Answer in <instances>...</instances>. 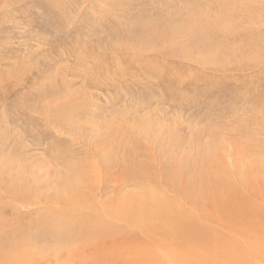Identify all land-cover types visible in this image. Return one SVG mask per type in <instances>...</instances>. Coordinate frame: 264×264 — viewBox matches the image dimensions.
I'll use <instances>...</instances> for the list:
<instances>
[{
    "label": "rangeland",
    "instance_id": "rangeland-1",
    "mask_svg": "<svg viewBox=\"0 0 264 264\" xmlns=\"http://www.w3.org/2000/svg\"><path fill=\"white\" fill-rule=\"evenodd\" d=\"M0 7V264H77L68 222L101 206V231L264 264V0Z\"/></svg>",
    "mask_w": 264,
    "mask_h": 264
},
{
    "label": "bare ground",
    "instance_id": "bare-ground-1",
    "mask_svg": "<svg viewBox=\"0 0 264 264\" xmlns=\"http://www.w3.org/2000/svg\"><path fill=\"white\" fill-rule=\"evenodd\" d=\"M19 2V1H18ZM73 4V3H72ZM1 8V7H0ZM9 8V7H8ZM44 42V40L42 41ZM3 61V60H2ZM36 103V102H35ZM119 188V187H118ZM74 189V188H73ZM72 190V189H70ZM84 190V189H83ZM114 190V189H113ZM40 196H43L40 194ZM47 197V196H46ZM44 198V197H43ZM45 199V198H44ZM131 199V198H130ZM56 200V199H55ZM123 200V199H122ZM59 201V200H58ZM63 201V200H62ZM135 202V201H134ZM30 203V202H29ZM57 203V202H56ZM65 203V202H64ZM81 203V202H80ZM107 203V202H106ZM121 203V202H119ZM42 205L44 203H41ZM82 204V203H81ZM31 205V204H30ZM46 205V203H45ZM51 205V204H50ZM60 205V204H59ZM72 205V204H71ZM77 205V204H76ZM75 205V206H76ZM121 205V204H120ZM151 205V204H150ZM153 205V204H152ZM38 206V205H35ZM47 206V205H46ZM74 205L71 206V208H73ZM144 206V205H143ZM58 207V206H57ZM155 207V206H154ZM32 208V207H31ZM166 208V207H165ZM44 209V208H43ZM51 209V207H50ZM75 209V208H74ZM95 209V208H94ZM98 209V208H97ZM152 209V208H151ZM169 211H171V209L168 207ZM168 209H164L167 210L168 213H170L168 211ZM24 210V209H22ZM54 210V209H53ZM78 210V209H77ZM76 210V211H77ZM99 211H101V215H103V217H109L108 220L112 221L113 219L110 218V214L106 213L107 209L106 207L101 206L99 209ZM55 211V210H54ZM79 211V210H78ZM82 211V210H80ZM84 211V210H83ZM82 211V212H83ZM87 212L84 213H80L78 215H74L73 217H71L72 219L70 220V222H68L70 224V226L74 229V228H80L79 233L87 235V236H94L95 237V241L92 243H89L88 245H86L87 247L85 249H83L82 247H79L77 250L73 251V254H70V256L73 255V258L76 259L75 262H77V264H218V260L216 258L215 255H212L213 252V248H203V247H192L191 250L189 247L186 248H175L173 250V248L171 247H167V246H156L155 243L153 242H149V240L143 239L140 240L137 237L136 233H131L130 236L127 235V231L123 232L122 228H114V225H110V227L108 228L107 231H101L98 227V223H105V220H102V217L100 215V217H98L99 219H97L96 215L97 214H92L90 215L88 212H91V210H85ZM151 211V210H150ZM164 212V211H163ZM166 212V215H167ZM172 212V211H171ZM61 213V212H60ZM65 212H62L61 214H63ZM99 213V212H97ZM115 213V212H114ZM151 213V212H150ZM149 213V214H150ZM218 213V212H217ZM36 214V213H35ZM70 214V213H69ZM53 215V214H52ZM52 215H47L44 214V216L46 217H40L37 218V221L33 222V225L35 226H41L45 225L47 222L52 221L53 219L55 220L56 218L52 217ZM59 215V214H58ZM119 215V214H118ZM169 215V214H168ZM172 215V213L170 214V216ZM219 215V214H218ZM60 216V215H59ZM66 216V215H64ZM125 216V215H124ZM33 217V215H32ZM56 217V214H55ZM142 217V216H141ZM172 217V216H171ZM170 218V220L166 221L167 218L165 219V226L170 227L172 229L171 232V237L176 236L175 235V226H174V219ZM34 218V217H33ZM58 218V217H57ZM63 218V217H61ZM228 219V218H227ZM35 220V219H34ZM64 220V218L62 219ZM119 220H123V219H119ZM126 220V219H125ZM128 220V219H127ZM187 221V220H186ZM114 222V221H113ZM66 223V224H68ZM119 223V222H118ZM127 224H129L128 222H126ZM131 223V222H130ZM187 223V222H186ZM63 224V223H62ZM65 224V223H64ZM160 224V223H159ZM118 225V224H117ZM124 225V224H123ZM130 225V224H129ZM29 226L31 227L32 225L29 224ZM47 226V225H46ZM66 226V225H64ZM68 226V225H67ZM66 226V227H67ZM120 226V225H118ZM128 226V225H127ZM129 227V226H128ZM44 228V227H43ZM51 230L52 227L50 226ZM64 228V227H62ZM72 228H70L72 230ZM25 229V228H24ZM23 229V230H24ZM35 229H38L35 228ZM45 229V228H44ZM47 229V228H46ZM82 229V231H81ZM127 229V228H126ZM50 230V234L51 231ZM62 230V229H61ZM68 230V229H67ZM70 230V231H71ZM76 230V233L77 231ZM100 230V231H99ZM39 231V230H38ZM37 231V232H38ZM55 231V230H54ZM73 231V230H72ZM125 231V230H124ZM193 231V230H192ZM190 231V232H192ZM36 232V233H37ZM64 232V231H63ZM62 231L59 232V234L63 233ZM69 232V231H68ZM75 232V231H74ZM41 233V232H40ZM47 233L49 234V232L47 231ZM54 233H57V231H55ZM186 233H188L187 229H186ZM181 234L179 235L177 241L180 239L181 241L183 240V242H185L186 240H189V233L188 234ZM193 233V232H192ZM191 233V234H192ZM257 234H260L262 236V242H260L257 245V249L254 250V253L256 255H260L263 254L264 255V231L263 233L261 232H256ZM49 234V235H50ZM70 234V233H67ZM73 234V233H72ZM148 236L150 234V232L147 233ZM34 235V233H33ZM38 235V234H35ZM63 235V234H62ZM60 235V236H62ZM65 235V234H64ZM76 235V234H75ZM79 235V234H78ZM146 235V234H145ZM48 236V235H47ZM52 236V235H51ZM58 236V235H57ZM58 236V237H60ZM73 236V235H72ZM71 236V238H72ZM252 236L255 238H257V236L252 233ZM11 237V236H9ZM57 237V238H58ZM68 237V236H67ZM173 237V242L175 243V240ZM54 238V236H53ZM56 238V240H57ZM61 238V237H60ZM88 238V237H87ZM90 238V237H89ZM176 238V237H175ZM13 239V236H12ZM63 239V238H62ZM74 239V238H73ZM79 239V237L77 238ZM84 239V238H83ZM86 239V238H85ZM64 240V239H63ZM80 240V239H79ZM82 240V239H81ZM185 240V241H184ZM38 241V239H37ZM85 241V240H84ZM90 241H92L90 239ZM143 241V242H141ZM77 242V240H76ZM79 243H81L80 241H78ZM87 242V241H86ZM85 242V243H86ZM16 243H18L16 241ZM20 244H17L16 248H14L9 255V257L13 258V260L15 259V257H17V261L19 259L24 258V260L22 261V263L20 262V264H34L35 261L38 262V259L36 260V254H38V250H36V252H31V251H26V250H22V247L19 248V245L23 244V241L19 242ZM55 243V242H53ZM57 243V241H56ZM64 243V242H63ZM170 243V241L168 242V244ZM186 243V242H185ZM25 244V243H24ZM182 244V242H181ZM14 245V244H12ZM65 245V243H64ZM83 245L82 244H79ZM188 245V243L186 244ZM85 246V245H84ZM24 251V253H23ZM77 251V252H76ZM44 252V251H43ZM212 252V253H211ZM46 253V252H45ZM49 253V252H48ZM20 254H23V256ZM50 256V255H49ZM52 256V255H51ZM43 257V255H42ZM42 257H40L42 259ZM47 257V256H46ZM63 258V256H61ZM78 257V258H77ZM19 258V259H18ZM39 258V259H40ZM50 259V258H49ZM45 261V259H43ZM20 261V260H19ZM42 261V260H41ZM40 261V262H41ZM41 262L42 264L45 262ZM14 262V261H12ZM40 262H38L40 264ZM52 262V261H51ZM19 264V263H18ZM49 264V263H47ZM75 264V263H74ZM252 264H260V263H252Z\"/></svg>",
    "mask_w": 264,
    "mask_h": 264
}]
</instances>
